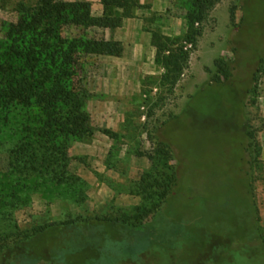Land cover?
Returning <instances> with one entry per match:
<instances>
[{
	"label": "rangeland",
	"instance_id": "rangeland-1",
	"mask_svg": "<svg viewBox=\"0 0 264 264\" xmlns=\"http://www.w3.org/2000/svg\"><path fill=\"white\" fill-rule=\"evenodd\" d=\"M60 1L90 3L95 17L106 11L104 0ZM139 1L144 7L123 17L120 28L64 29L65 37L87 35L123 48L120 57L82 56L75 84L86 92L91 132L71 144L69 171L76 181L19 173L9 156L18 114H0V240L43 224L113 217L179 229L159 234L162 248H152L139 264H264V0L217 3L196 24L203 29L197 45L183 41L189 61L179 74L157 62L151 31L184 39L191 1ZM246 1L244 26L237 28ZM39 2L0 0L1 50L11 45L8 33L20 20L19 9ZM109 12L125 13L115 7ZM220 61L233 67V82L212 83ZM242 125L255 138L247 139ZM242 144L251 145L244 160ZM176 170L179 185L167 202ZM21 177L27 190L18 191Z\"/></svg>",
	"mask_w": 264,
	"mask_h": 264
},
{
	"label": "trees",
	"instance_id": "trees-1",
	"mask_svg": "<svg viewBox=\"0 0 264 264\" xmlns=\"http://www.w3.org/2000/svg\"><path fill=\"white\" fill-rule=\"evenodd\" d=\"M190 1L191 9L186 16L189 30L184 39L151 31L152 44L157 49V62L178 74L188 68L189 53L184 51L183 41L197 45L203 29L196 24L205 22L221 0ZM104 4L105 14L95 17L92 5L87 2L40 0L34 6H22L19 9L20 20L10 26L8 35L11 45L0 49V114L3 110L18 114V139L13 143L9 156L10 165L17 163L18 172L23 175L37 174L59 183L78 179L69 171L71 144L91 132L86 112V92L75 84L82 71V56L120 57L123 48L118 41L94 39L87 35L65 37L64 29L72 26L117 29L122 27L123 17H134V10L144 7L139 0H104ZM247 6L246 1L242 5V22L237 28L244 26ZM111 7L124 9L125 13L116 17L109 12ZM231 14L235 19L234 9ZM257 75L256 70L252 83ZM232 78L233 67L220 61L212 83L228 84L233 82ZM251 82L243 97L251 92ZM24 113V117H20ZM241 127L247 139L255 138L247 125ZM163 144L169 146L165 142ZM250 146L242 144L243 160L244 151L250 152ZM172 181V189L164 194L167 202L179 185L177 170ZM27 189L21 177L18 191ZM250 197L255 209L252 195ZM146 215V211L136 215L137 223L142 222ZM249 229L250 226H246V236ZM170 230L179 229L172 227L162 231L155 226L139 227L129 219L113 217L48 223L18 230L17 235L0 240V264H112L116 259L120 260L119 264H139L152 248H162L156 237L159 234L164 236ZM182 232L184 235V230Z\"/></svg>",
	"mask_w": 264,
	"mask_h": 264
},
{
	"label": "crops",
	"instance_id": "crops-1",
	"mask_svg": "<svg viewBox=\"0 0 264 264\" xmlns=\"http://www.w3.org/2000/svg\"><path fill=\"white\" fill-rule=\"evenodd\" d=\"M101 3V2H100ZM142 3H144V0H142ZM156 6H157V4H156ZM156 10H158V11H161V8H158V9H156ZM101 14L103 13V10L100 12ZM142 27V24L140 25V28ZM142 29V28H141Z\"/></svg>",
	"mask_w": 264,
	"mask_h": 264
},
{
	"label": "flooded vegetation",
	"instance_id": "flooded-vegetation-1",
	"mask_svg": "<svg viewBox=\"0 0 264 264\" xmlns=\"http://www.w3.org/2000/svg\"><path fill=\"white\" fill-rule=\"evenodd\" d=\"M233 76H234V74H233Z\"/></svg>",
	"mask_w": 264,
	"mask_h": 264
}]
</instances>
